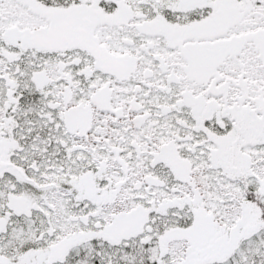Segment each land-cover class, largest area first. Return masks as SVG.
Masks as SVG:
<instances>
[{
    "label": "snow or ice",
    "instance_id": "1",
    "mask_svg": "<svg viewBox=\"0 0 264 264\" xmlns=\"http://www.w3.org/2000/svg\"><path fill=\"white\" fill-rule=\"evenodd\" d=\"M0 264H264V0H0Z\"/></svg>",
    "mask_w": 264,
    "mask_h": 264
}]
</instances>
